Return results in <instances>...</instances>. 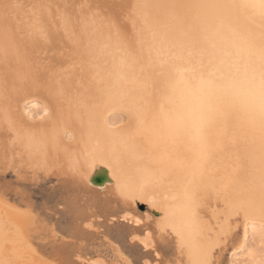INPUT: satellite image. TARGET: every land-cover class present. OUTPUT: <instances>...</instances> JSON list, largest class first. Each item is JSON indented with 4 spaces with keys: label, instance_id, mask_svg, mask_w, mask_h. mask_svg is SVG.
I'll return each mask as SVG.
<instances>
[{
    "label": "bare ground",
    "instance_id": "6f19581e",
    "mask_svg": "<svg viewBox=\"0 0 264 264\" xmlns=\"http://www.w3.org/2000/svg\"><path fill=\"white\" fill-rule=\"evenodd\" d=\"M233 1L0 0V156L58 181L71 217L61 264H96L98 240L115 264H133L126 244L153 264L258 258L264 27ZM176 56L216 73L182 67L172 89ZM0 208V264H33Z\"/></svg>",
    "mask_w": 264,
    "mask_h": 264
},
{
    "label": "rangeland",
    "instance_id": "374dc122",
    "mask_svg": "<svg viewBox=\"0 0 264 264\" xmlns=\"http://www.w3.org/2000/svg\"><path fill=\"white\" fill-rule=\"evenodd\" d=\"M233 2L234 3L238 2V4H239V5H236V4L232 3L233 6L234 5L239 6V7H235V8L233 7L235 10H237L239 8V11H240V9H242V13H243V11H244V13H247L245 15V17L248 16L246 18V20L245 19L242 20V22H244V23H246L247 21L249 23L250 20H252L256 17V14L260 13L259 11L264 10L260 6L261 0H256V3L255 2L250 3L249 0L247 2H245V0H239V1L235 2V0H234ZM258 4L261 8L258 7ZM252 5L254 7L253 10H251ZM255 5H256V8H255ZM248 8H249V10H248ZM255 10H258V11H255ZM253 11H255V13ZM263 14H264V11H262L260 13V15L262 17H260V22H259L260 24L259 25H262L261 27H264V21H263L264 15ZM250 16H251V19H250ZM248 23H246V24H248ZM234 33H232L231 35L229 34V35H230V37L233 38L232 42L237 43L236 39L240 40L239 37H241V36H239V34H237L236 32H234ZM232 35L233 36L235 35V36L233 37ZM234 39H235V41H234ZM232 42H231V40H229L227 42V44L229 43V45H230ZM224 45H226V44H224ZM233 56L234 55H232V57ZM238 57L239 56H237V57L234 56L233 59H235V58L237 59ZM178 58H179L180 62H178ZM174 59H175L174 60L175 62L177 60L176 66H178V63H180L179 64L180 67H175V65H174L175 62H173V64H172L173 67H171V68H173V69L175 68V69L174 70L171 69V71L173 72V74L171 73L172 74L171 78H173V76H174V78L171 79L172 82L170 85V87L172 89H173L172 86H174L177 81L179 82V79H180L179 77L182 74L181 73L182 71L183 72L186 71L185 73H187V71L189 70L190 72L188 71L187 74L191 73V75H193V77H195L194 79H197L196 81L199 80L202 82L204 79L207 80L210 77L214 76L215 74H213V73H216L215 69H214L215 72H213V71L211 72L212 68H210V67H209L210 71L203 70L205 72V74L203 72L199 73L202 71L199 68L200 65L202 63L207 64V63H205L206 60H205V62L197 61L194 64L192 63L194 65V67H193V65L190 64V61L188 62V56H184L181 58L176 56ZM183 59H185V62L183 61ZM208 60H209V58H208ZM198 62L200 63L199 65L197 64ZM185 64H186L187 68L184 67ZM187 64H189V65H187ZM195 64L198 65V68L196 67ZM182 67H183V69H185V71L182 69ZM195 67L197 68V70H195L196 69ZM190 68L191 69L194 68V69L190 70ZM177 69L179 70V72L180 71L181 72L180 73L175 72ZM194 70L196 71V73ZM234 71H236V73H237L238 69L234 70ZM175 73L178 74V76ZM233 73H235V72H233ZM204 75L208 76V77L205 78V77H203ZM201 77L203 78V80ZM178 82H177V84H178ZM172 83H173V85H172ZM170 87H166L165 91H168L169 90L168 88H170ZM177 92H175L176 95L177 94H178V96L182 95L180 92H178V93ZM164 93H165V95H162L163 97L161 96V100H159V102L161 101L162 103L160 102L161 104L160 103L158 104L159 108L158 107H157L158 109L156 108L157 113L155 112L156 110L154 111V113L157 114V115L155 114V118L159 115V113L161 114L162 111L164 112L165 110H167L168 105H166V102H164V101H167L168 99L172 98L173 96H176V95H174L173 90L171 92H169L170 98L167 96L168 95L167 92H164ZM187 93H188V91H186V94ZM189 93L191 94L190 90H189ZM166 97H168V98H166ZM163 99H164V101H163ZM163 106L166 109H163ZM185 107L187 108V105L184 106V109H185ZM159 109H161V110H159ZM174 110L176 111V114H175ZM178 110H179V108L171 109V111H169V112L173 111L172 114L171 113L170 114L175 116V117H178V116H180V114L179 115L177 114V112L179 113ZM185 111H186V109H185ZM181 132H185V131H181ZM2 154L3 153L0 151V155H2ZM10 159L11 158L9 156H7L5 158L4 163H2L4 158H2L0 156V207H2L3 210L6 209V211H4V212H7L8 216H11L15 221H17V222L19 221L18 223H21L23 225L22 226L23 234L21 237L22 241L20 244H21L22 250L26 252V256H27L26 261L33 262V264H61L60 260L56 256V254H57L56 253L57 252L56 244H58V242H59L58 240H60L61 238L62 239L68 238V231L67 230H68L70 223H71L70 215L65 212V204L63 202L65 194L64 193L62 194L63 191L60 189V185H58V181H56L53 177L46 176L44 174L36 175V174H34L33 170H31V169L26 170V171L22 170V168H20L19 165L15 161H13L12 163H9ZM0 210H1V208H0ZM54 239H56V240H54ZM111 239L115 242L117 241V243H118V240L115 237H113ZM101 242H102L101 240H98V241H96V243L93 242L94 244H91L92 246L89 247V250L86 254L87 257L94 260L96 262V264H115L117 259H118L116 253L113 252L112 249L108 248L104 244L102 245ZM97 243H98V245H97ZM101 245L104 247H102ZM248 245L250 247L253 246V248L257 251V256H258V258L256 260H254L253 262L248 261L249 264H264V246L263 245H259V246L256 245V242L252 241V239L247 243V247H248ZM123 250H124V253L127 255V257L129 259H131L133 264H146L145 260L148 258H146L144 256L137 255L135 252H133V250L128 249V244H126L123 247ZM169 251L165 252V255L167 257H171V255H172V250H169ZM224 253L225 254H223V257H221L220 263L221 264H229L230 261L233 259L230 258L231 255H230L229 251H226ZM244 257L243 258L239 257V260L241 262H243V260H245L244 261V263H245L247 261V259ZM148 260L150 261V264H153V261L151 259H148ZM240 261L236 262L235 264H238V263L242 264Z\"/></svg>",
    "mask_w": 264,
    "mask_h": 264
},
{
    "label": "snow or ice",
    "instance_id": "6c2138e0",
    "mask_svg": "<svg viewBox=\"0 0 264 264\" xmlns=\"http://www.w3.org/2000/svg\"><path fill=\"white\" fill-rule=\"evenodd\" d=\"M261 7L264 8V0H261ZM261 110L264 113V74L261 78Z\"/></svg>",
    "mask_w": 264,
    "mask_h": 264
},
{
    "label": "water",
    "instance_id": "95a60500",
    "mask_svg": "<svg viewBox=\"0 0 264 264\" xmlns=\"http://www.w3.org/2000/svg\"><path fill=\"white\" fill-rule=\"evenodd\" d=\"M97 183H101L102 182V178H96ZM141 209H143V206H140Z\"/></svg>",
    "mask_w": 264,
    "mask_h": 264
},
{
    "label": "flooded vegetation",
    "instance_id": "af4514ba",
    "mask_svg": "<svg viewBox=\"0 0 264 264\" xmlns=\"http://www.w3.org/2000/svg\"><path fill=\"white\" fill-rule=\"evenodd\" d=\"M245 1H246V0H245ZM247 1H248V0H247ZM249 2L252 3V2H256V1H255V0H251V1L249 0ZM263 9H264V8H263ZM262 11H264V10H261L260 12H262ZM263 15H264V14H263Z\"/></svg>",
    "mask_w": 264,
    "mask_h": 264
}]
</instances>
